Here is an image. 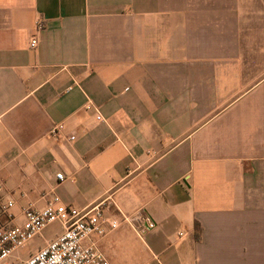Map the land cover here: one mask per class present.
Returning <instances> with one entry per match:
<instances>
[{
  "label": "crops",
  "instance_id": "obj_1",
  "mask_svg": "<svg viewBox=\"0 0 264 264\" xmlns=\"http://www.w3.org/2000/svg\"><path fill=\"white\" fill-rule=\"evenodd\" d=\"M0 183L141 213L110 264H264V0H0Z\"/></svg>",
  "mask_w": 264,
  "mask_h": 264
},
{
  "label": "built area",
  "instance_id": "obj_2",
  "mask_svg": "<svg viewBox=\"0 0 264 264\" xmlns=\"http://www.w3.org/2000/svg\"><path fill=\"white\" fill-rule=\"evenodd\" d=\"M38 28H42L41 23H38ZM36 45L37 40L32 39L30 47ZM97 119L101 118L97 116ZM62 127L54 125L49 135L55 137ZM70 139L74 137L70 136ZM56 178L64 180L61 173L56 174ZM113 204L111 197H107L91 206L76 209L61 204L57 197H53L41 210L21 208L23 220L17 223L13 213L16 203L0 183V264L16 248L41 235L43 229L56 221L61 223V232L19 264H110L98 248L97 241L117 230L122 223L133 225L139 233L144 232L146 227V220L139 212L124 215L121 219L107 216Z\"/></svg>",
  "mask_w": 264,
  "mask_h": 264
},
{
  "label": "rangeland",
  "instance_id": "obj_3",
  "mask_svg": "<svg viewBox=\"0 0 264 264\" xmlns=\"http://www.w3.org/2000/svg\"><path fill=\"white\" fill-rule=\"evenodd\" d=\"M61 230L62 226L60 222L56 221L49 224L45 229H43L41 235L33 237L25 244L16 248L6 262L8 264H18L19 262L25 260L30 255L34 254V252L42 246L45 240H52L61 232Z\"/></svg>",
  "mask_w": 264,
  "mask_h": 264
},
{
  "label": "trees",
  "instance_id": "obj_4",
  "mask_svg": "<svg viewBox=\"0 0 264 264\" xmlns=\"http://www.w3.org/2000/svg\"><path fill=\"white\" fill-rule=\"evenodd\" d=\"M193 231H194L195 240H199L200 233H201V228H200L199 224L196 223V222H194Z\"/></svg>",
  "mask_w": 264,
  "mask_h": 264
}]
</instances>
